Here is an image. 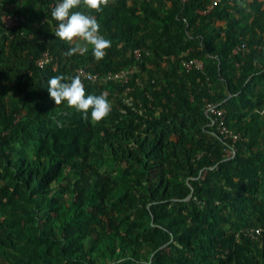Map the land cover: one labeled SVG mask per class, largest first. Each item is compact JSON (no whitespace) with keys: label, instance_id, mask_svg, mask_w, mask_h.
I'll return each instance as SVG.
<instances>
[{"label":"trees","instance_id":"16d2710c","mask_svg":"<svg viewBox=\"0 0 264 264\" xmlns=\"http://www.w3.org/2000/svg\"><path fill=\"white\" fill-rule=\"evenodd\" d=\"M1 1L0 264H264V233L251 239L240 231L248 226L245 213L254 211L252 192L244 189L264 176V100L253 93L264 81V30L245 40L246 21L236 19L238 26L217 45L202 28L220 16V5L197 12L210 0H173L170 10L148 0L131 9L122 0L101 12L73 9L95 16L112 42L97 62L91 45L83 54L65 55L70 46L54 34L50 0ZM5 13L24 20L5 27ZM143 15L165 29L179 20L197 29L200 19L202 48L190 56L213 54V61L180 73V59L160 42L152 57L143 56L140 69L159 88L151 91L160 100L158 115L148 109L145 118L118 99L119 123L110 128L96 124L90 112L84 118L66 102L56 105L47 90L51 77H71L79 68L103 76L134 61L133 50L145 44L134 37ZM243 41L249 52L232 54ZM46 50L55 57L54 69L35 65ZM164 55L174 74L158 79L146 63ZM101 80L82 78L86 93L110 88ZM127 98L146 106L143 90ZM205 99L226 110L240 140L218 135ZM230 144L234 155L226 157ZM101 159L112 163L110 172L100 171ZM236 174L246 181L241 190ZM62 191L66 205L57 198Z\"/></svg>","mask_w":264,"mask_h":264},{"label":"rangeland","instance_id":"374dc122","mask_svg":"<svg viewBox=\"0 0 264 264\" xmlns=\"http://www.w3.org/2000/svg\"><path fill=\"white\" fill-rule=\"evenodd\" d=\"M1 1V0H0ZM127 8H134L139 7L142 0H122ZM152 1V4L157 8H164L167 10L173 9V0H148ZM188 0H181V2H186ZM2 2V1H1ZM211 0L206 5V13H202L201 11L203 9H197V12L201 15L207 14L212 7H210ZM220 6V16H218L216 19L210 22H206V26L202 28V24L200 22V19L195 20V26L197 29H193V27H187L186 23L183 21H175L171 22L169 24V28H163L158 23L151 19L146 18L144 15L142 17L138 18V30L136 31V34H134V37L136 39H143L144 40V46L143 47H137L135 49H142L143 52L141 54L140 60L138 62H135V56L133 52V59L134 61L121 69H119L116 72H108L112 75H116L115 78L112 79H103L101 80L102 84H108L110 88H106L103 90L102 93L107 94V99L111 104V111L110 114L100 122H96V124H100L102 127H113L116 124L119 123V118H117V114H119L122 111L121 106L117 103V100H122L123 103H127L128 106L131 107L134 111H140L143 114V117H147V113L145 111H148V109L153 110L155 115H158L159 112L157 111L156 105L159 103V99H154L151 91L153 89L159 90L158 87L150 86V83H154V79H151L148 81V78L146 77V71L140 69V65L143 62V56H151V53H153L154 49L157 47V43H161L163 48L162 49H169L170 55L172 59H180V73H188L195 67H191L189 69L186 68V65H183V62H188L190 59H197L198 62L201 63V68L206 65H209L213 59V54H206L202 57H196L191 58L190 53L195 48H202L200 35L198 28L201 26L202 29H205L209 33L212 32V35L214 36V43L218 45V41H222V39L225 37L226 33L229 31L230 26H238L235 22L236 19H241L246 21L245 24V31L243 33V38L246 40L250 37H253V34H257L261 30H264V22L262 18L264 17V0H219L217 2ZM140 12V10H139ZM137 13V12H136ZM179 17V16H177ZM45 19V18H43ZM261 22V25H260ZM100 25V35H102L104 38L107 36L106 31L102 28L100 22H98ZM156 28L159 32V37H156ZM164 29V30H163ZM53 31H56L54 28ZM264 32V31H263ZM256 36V35H255ZM154 37H156V42H154ZM90 46V45H89ZM88 46V47H89ZM158 48V47H157ZM243 55V54H240ZM152 57V56H151ZM156 63H146V67L153 68L156 70V73H154L155 78L158 79H164L165 74L172 76L174 74L172 70V60L169 59L166 55L163 57H155ZM85 69V68H83ZM198 69V68H196ZM87 71V69H85ZM89 71V70H88ZM237 70L235 71V75L237 74ZM113 82V83H109ZM114 85H118L121 88V91L117 89ZM135 88H138L139 90H143V94L147 99L146 106L144 107V104L141 100L138 99V108L135 107L133 103L128 102L129 99L127 98L131 92L134 91ZM254 93V99L263 98L264 100V81L259 83L256 87L253 89ZM248 96L250 94L248 93ZM239 105L242 106L243 103L241 101H238ZM141 108L144 110L142 111ZM117 113V114H116ZM260 113H262V109L260 110ZM141 125V124H139ZM113 129V128H112ZM2 132L1 134H3ZM241 135V134H240ZM224 139V138H222ZM227 140V139H225ZM230 142V141H229ZM234 149L233 145L230 144L229 147ZM226 157H232L234 155V152L232 154H228V151L225 150ZM97 165L99 166L100 171H106L110 172L112 166V163L108 161L107 159H101L97 161ZM234 182L236 183V188L241 190L242 183H246L242 179L241 176L234 175ZM66 180V179H65ZM255 181V180H254ZM256 185L255 187H249L248 189H244L245 192L250 191L252 192V199L254 201V211L251 213H245L247 217L245 218L248 226H245L240 229L242 231L245 228L249 227H260L264 228V224L260 223V219L264 217V176L262 173H259L258 180L255 181ZM58 187V185L54 186ZM67 192H60V194L57 196V198L60 200V203H63V205L67 204ZM191 196L190 193L185 197L186 199H189ZM261 224V225H260Z\"/></svg>","mask_w":264,"mask_h":264},{"label":"clouds","instance_id":"9594fccd","mask_svg":"<svg viewBox=\"0 0 264 264\" xmlns=\"http://www.w3.org/2000/svg\"><path fill=\"white\" fill-rule=\"evenodd\" d=\"M115 3L116 0H59L52 9L51 16L58 23L55 36L70 46L66 56L83 54L91 45L92 55L97 62L105 58V50L111 47L112 42L100 35V25L96 17L86 11L73 9L83 7L86 10L101 12L103 7ZM47 90L56 105L66 102L67 107L81 113L84 118H87L90 112L91 119L100 122L110 114L111 104L107 94H87L79 74L71 77L53 76L48 80Z\"/></svg>","mask_w":264,"mask_h":264},{"label":"built area","instance_id":"2783aa9c","mask_svg":"<svg viewBox=\"0 0 264 264\" xmlns=\"http://www.w3.org/2000/svg\"><path fill=\"white\" fill-rule=\"evenodd\" d=\"M58 2L59 0H50V6L54 8ZM217 2H219V0H211L210 7H213L214 5H216ZM201 12L206 13L207 10L203 9ZM1 19L5 27H12V26L19 24L21 21H23L24 16L5 13L1 16ZM253 48L256 50H259L260 46L257 44H254ZM249 50H250L249 46L246 44V42L243 41L232 49V54H245V53H248ZM133 52L135 56V62H138L140 60L143 50L134 49ZM35 65L39 68H42L45 65H51V67L54 69L56 66L55 57L47 50L43 51L40 54V56L35 60ZM183 65H186L187 69L191 67L200 69L202 66L201 63L197 61V59H190L188 62H183ZM76 73L81 76V79L85 78V79L92 80V81H97L99 79H105V80L112 79L116 77V75H112L111 73H107L106 75L101 76V75L86 71L85 69H82V68L77 69ZM204 112L210 118L211 124L215 126V130L218 133V135H220L222 138L227 139L231 143H235L236 141L241 139L240 134L234 131L231 127H229L227 120H226V110L220 107L219 104L205 99ZM231 147L232 146L230 147L227 146V148L225 149L226 152L228 151V154H232L234 152V149H232ZM242 232L244 235L250 237L251 239H257L263 235L264 228L249 227V228L243 229Z\"/></svg>","mask_w":264,"mask_h":264}]
</instances>
